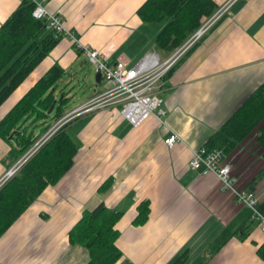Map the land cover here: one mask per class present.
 I'll return each mask as SVG.
<instances>
[{
    "label": "crops",
    "instance_id": "obj_1",
    "mask_svg": "<svg viewBox=\"0 0 264 264\" xmlns=\"http://www.w3.org/2000/svg\"><path fill=\"white\" fill-rule=\"evenodd\" d=\"M143 1L48 0L46 7L61 15L79 46L97 49L108 62L119 59L131 66L147 52L163 60L175 50L155 45L165 19L141 21L136 10ZM212 1L216 11L225 0ZM18 3L0 0V23ZM208 17H202L199 26ZM74 45L69 37L60 36L0 105V117L53 65L61 70L57 80L68 74L69 84L80 59L86 63ZM80 79L91 85V93L66 110L69 93L57 90L56 80L52 94L56 100L57 94L65 98L60 115L49 120L36 112L27 114L24 132L42 134L93 93L109 87L103 78L92 83L83 74ZM263 81L264 0H233L160 79L159 111L135 126L112 117L119 106L67 121L65 130L75 145L71 166L0 235V264H86L87 249L70 244L66 235L83 210L99 203L120 214L114 227L121 257L115 264H171L180 255L184 264H264L256 253L264 243V231L248 219V209L221 189L213 174L202 175L188 167L192 152L205 146ZM170 135L177 140L168 148L163 140ZM9 149L10 143L0 138V177L16 160ZM227 160L238 186L253 190L262 203L264 174L259 172L264 163L255 130ZM140 202L147 204V217L138 224ZM223 233L228 238L211 250V243Z\"/></svg>",
    "mask_w": 264,
    "mask_h": 264
},
{
    "label": "trees",
    "instance_id": "obj_2",
    "mask_svg": "<svg viewBox=\"0 0 264 264\" xmlns=\"http://www.w3.org/2000/svg\"><path fill=\"white\" fill-rule=\"evenodd\" d=\"M216 7L212 0H144L136 14L143 22L165 19L155 35L154 43L157 47L170 51L179 46L199 26L201 18L210 16ZM31 9L30 2L20 1L0 23V105L48 54L60 37L45 27L44 19L33 18ZM60 75L61 70L57 65L50 67L0 117V138L10 143L9 153L15 159L38 136L31 131L24 132L22 123L27 114L36 112L37 117L48 116L49 120L60 115V103L65 99L64 94L57 100L52 94L53 83ZM53 100L55 103L50 112H55L49 116L50 112L47 113V110ZM67 124L68 122L57 129L0 187V235L44 187L55 183L71 166L75 145L66 133ZM253 130L256 131V142L264 163V81L224 121L203 147L207 150L220 149L227 157ZM259 174H264V165ZM258 208L264 212V201L258 202ZM119 215L99 203L91 210H83L68 230V242L87 249L86 264H115L119 260L121 252L115 245L118 231L114 227ZM146 217L147 204L140 202L135 223L144 222ZM248 219L250 220L249 216ZM228 236L226 233L220 234L211 243L210 249H216ZM256 253L264 263V243L257 247ZM184 261V255H180L171 264H184Z\"/></svg>",
    "mask_w": 264,
    "mask_h": 264
},
{
    "label": "built area",
    "instance_id": "obj_3",
    "mask_svg": "<svg viewBox=\"0 0 264 264\" xmlns=\"http://www.w3.org/2000/svg\"><path fill=\"white\" fill-rule=\"evenodd\" d=\"M27 1L32 4L31 16L35 19H44L46 23L45 27L54 34L69 37L77 49H80L83 53L85 62L92 66L95 72L100 74V77L109 84V87L103 91L93 93L82 104L49 124L42 134L34 138L30 146L6 174L0 177V186L57 129L74 116L108 106H119L112 113V117H122L135 126L146 116L159 111L160 98L157 95V88L160 79L208 26L225 12L233 0H228L214 11L167 58L159 60L154 53L147 52L131 66H126L119 59L114 62H108L97 49L79 46L74 34L63 25L61 15L47 9L46 3L48 0ZM176 140L177 137L175 135H170L163 142L168 148H171ZM188 167L198 171L202 175L213 174L218 179L220 188L230 192L235 201L246 207L249 211L250 220L257 228L264 231V212L258 208V197L253 190L238 186L237 178L233 174L229 160H227V157L223 155L220 149L207 150L204 147L196 148L188 161Z\"/></svg>",
    "mask_w": 264,
    "mask_h": 264
},
{
    "label": "rangeland",
    "instance_id": "obj_4",
    "mask_svg": "<svg viewBox=\"0 0 264 264\" xmlns=\"http://www.w3.org/2000/svg\"><path fill=\"white\" fill-rule=\"evenodd\" d=\"M228 0H225V1H223V3H221V5H223L224 3H226ZM221 5H219L218 6V8L221 6ZM228 9V8H227ZM226 9V10H227ZM225 10V11H226ZM213 14V13H212ZM211 14V15H212ZM210 15V16H211ZM209 16V17H210ZM208 17V18H209ZM81 60V62H79L78 63V65H77V68H76V74H75V76H74V78H72V79H70L69 80V84H66V81H68V79L70 78V77H68V74H65V75H63V76H61L58 80H57V82H56V84H55V87H57V90H59V89H63V91H65L66 92V94L67 93H69V98H68V100H67V104H66V106H65V108H66V110H69L70 108H72L74 105H76L77 103H79V102H81L89 93H91V91H92V88H91V85H87V83L85 84L84 83V80H82V79H80V77H82V75L83 74H86V75H88V77H89V79H90V82L92 81V83H94V71L90 68V66L89 65H87L86 63H83L82 62V58L80 59ZM91 83V84H92ZM103 85H104V82H103ZM57 94V93H56ZM61 97V95L59 94H57L56 95V98H60ZM45 131V130H44ZM11 135V134H10ZM40 135V134H39ZM38 135V136H39ZM37 136V137H38ZM50 138V137H49ZM49 140V139H48ZM13 144V143H12ZM44 144V143H43ZM42 146V145H41ZM40 149V148H39ZM38 149V150H39ZM38 150H36V152L38 151ZM35 152V153H36ZM23 153H24V151L22 152V154L21 155H23ZM35 153H33L28 159H30ZM21 155L12 163V165L1 175V176H3L4 174H6V172L18 161V159L21 157ZM27 159V160H28ZM21 167V165L17 168V170L19 169ZM16 170V171H17ZM15 171V172H16ZM15 172L13 173V174H15ZM12 174V175H13ZM11 175V176H12ZM9 179V178H8ZM8 179H6V180H8ZM5 180V181H6ZM5 181L4 182H2V185L5 183ZM1 185V186H2ZM0 186V187H1Z\"/></svg>",
    "mask_w": 264,
    "mask_h": 264
},
{
    "label": "water",
    "instance_id": "obj_5",
    "mask_svg": "<svg viewBox=\"0 0 264 264\" xmlns=\"http://www.w3.org/2000/svg\"><path fill=\"white\" fill-rule=\"evenodd\" d=\"M100 78H101V77H100V74H99L98 72H96V73L94 74V80H95V82H99ZM54 103H55V100H53V101L51 102V104H50V106H49V108H48V110H47V113L50 112V110L52 109Z\"/></svg>",
    "mask_w": 264,
    "mask_h": 264
},
{
    "label": "bare ground",
    "instance_id": "obj_6",
    "mask_svg": "<svg viewBox=\"0 0 264 264\" xmlns=\"http://www.w3.org/2000/svg\"><path fill=\"white\" fill-rule=\"evenodd\" d=\"M75 46V45H74ZM127 64V63H126Z\"/></svg>",
    "mask_w": 264,
    "mask_h": 264
}]
</instances>
